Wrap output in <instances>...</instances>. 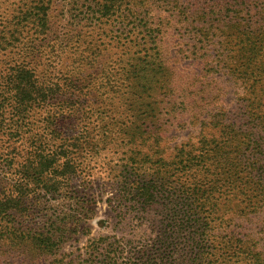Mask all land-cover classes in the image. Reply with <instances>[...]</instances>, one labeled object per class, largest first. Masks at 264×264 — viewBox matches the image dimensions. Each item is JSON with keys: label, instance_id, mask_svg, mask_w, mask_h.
Instances as JSON below:
<instances>
[{"label": "trees", "instance_id": "trees-1", "mask_svg": "<svg viewBox=\"0 0 264 264\" xmlns=\"http://www.w3.org/2000/svg\"><path fill=\"white\" fill-rule=\"evenodd\" d=\"M51 3L30 0L15 28L0 31V53L11 49L19 57L0 73V109L14 111V128L1 132L24 139V128L18 131L33 108L45 110L47 129L39 144L42 135L30 138L37 153L31 159L17 166L11 160L6 168L8 158L0 156V264L56 253L89 216L78 191L86 196L94 185L89 165L74 154L88 141L90 124L75 120L80 112L89 119L98 113L99 97L108 91L109 102L100 103L128 117H111L101 137L126 148L115 169L120 213L126 219L130 212L145 216L164 208L167 222L158 244L137 248L124 235L99 237L89 256L67 264H117L122 248H134L138 258L126 264H264L263 236L232 225L240 212L264 211V0L95 2L83 20L107 17L118 28L114 39H124L129 53L126 65L98 86L80 66L64 70L49 61L51 71L38 69L48 51H63L65 38L52 36ZM173 27L189 34L187 75L163 53ZM175 123L196 130L171 146ZM49 129L59 144L45 143ZM79 178L82 189L75 190ZM44 198L50 199L44 207L55 210L48 212L47 231L33 230L23 222ZM217 244L221 256L213 260Z\"/></svg>", "mask_w": 264, "mask_h": 264}, {"label": "rangeland", "instance_id": "rangeland-1", "mask_svg": "<svg viewBox=\"0 0 264 264\" xmlns=\"http://www.w3.org/2000/svg\"><path fill=\"white\" fill-rule=\"evenodd\" d=\"M97 1L100 0H52L50 10L53 26L52 36L56 38V35L59 34L62 38H65L62 46L63 51L59 56H57L59 49L57 53L53 50L48 51L42 57L43 65L39 66V70L44 69L43 72L51 71L47 68V64H51L49 61H54V64L64 70L73 66H80L84 68L83 75L90 78L91 74L98 86L102 85L110 74L115 73L120 67L126 65L129 53L128 51L125 53L126 44L124 39H120V43L114 39L118 28L111 24L113 22L108 20L107 17L101 20L96 18L89 21L83 20L84 17L89 15L87 11ZM29 3L30 0H0V31L10 33L15 28L16 18L21 16V12L27 8ZM161 12L166 15L169 14L167 7L162 8ZM177 30L176 27H173L164 36L163 53L168 63L174 66L180 75H187L185 72H189V34L187 32L179 33ZM18 58L17 53L11 49L0 53V73L8 70ZM114 78H117V76H114ZM221 85L227 86V83L224 81L221 82ZM112 94L113 92L108 91L104 96H100V102L108 103V97H111ZM231 97L234 98L235 96L230 95L229 98ZM100 102L96 106H99L97 107L99 108L97 112L101 116L96 113L89 119L85 118L80 112L75 120V124L79 123V126L84 125V120L88 125L90 124L88 141L83 142L80 151L74 154L79 162L82 161L84 165H89V180L94 185V188L88 191L89 194L86 196H83L84 193L78 191L82 195L81 198L79 197L80 200L87 201L86 204L91 208L89 216L87 215L81 221L79 224L80 228L77 231H73L64 240L60 250L46 256H34L25 264H67L72 259L80 262L89 256L86 252L91 249L95 239L112 235L118 237L124 235L127 239H133L135 244H139L137 248L149 246L157 242L158 238L156 236L161 232V226L167 222L168 211L164 208L153 209L145 216L137 214V212H130L124 219L121 215L117 198L118 179L115 177V169L118 168L126 148L123 142L120 145L112 142L102 143L101 137L105 126L109 127L111 117H116V120L128 117L125 113L118 112V109L113 112L109 105L105 106ZM104 109L106 113L103 112ZM166 110L164 109V113ZM13 112L12 107H8L4 111L0 109V156L4 157V159L8 158L5 160L9 162L6 168L11 166V160L12 164L17 166L18 163L22 164V162L31 159L37 154L33 151L34 145L30 138L34 139L35 134H38V137L42 135L43 137L38 142L39 144L47 133L45 123L42 121V118L46 116L45 110L33 108L30 111L31 115L22 122V125H20L21 129L18 131L19 133L22 128L26 130V128L30 127L32 133L22 130L24 139H21L22 137L18 140L16 138L13 140L11 137L10 140L7 139L8 135H3L1 131L10 133V130L14 128ZM102 113L110 114V118H107ZM178 126V123L171 125V139L169 141L171 146L189 140V132L196 130V128H189V123L180 125V128ZM50 130H48L47 134L49 139H45V143H50V145L59 144L61 141L54 142L51 140ZM31 135L32 137H30ZM81 183L80 178L75 179V190L82 189ZM48 201H50L48 198L41 199L37 209L32 210V214L26 216L28 218L23 223L28 224L27 226H30L33 230L47 231L46 220L49 218L48 212L53 213L55 210L54 205H50L51 208L44 207ZM240 216V219L237 217L236 222H232V225H236L238 230L241 228L242 230H249V228L253 227L259 234L256 237L260 238V236H263L264 239V211L256 213L240 212ZM20 220L23 221L22 218ZM219 247L220 244H217L218 253L211 257L213 260L221 256ZM122 250H124V253L118 251L115 254L117 264H126V262H133L138 259L134 256V248H122ZM19 261L16 264H20Z\"/></svg>", "mask_w": 264, "mask_h": 264}]
</instances>
